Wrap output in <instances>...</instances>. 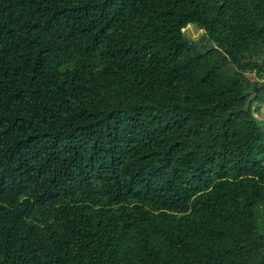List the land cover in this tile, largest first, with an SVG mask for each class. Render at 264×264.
Returning <instances> with one entry per match:
<instances>
[{"label":"trees","instance_id":"trees-1","mask_svg":"<svg viewBox=\"0 0 264 264\" xmlns=\"http://www.w3.org/2000/svg\"><path fill=\"white\" fill-rule=\"evenodd\" d=\"M263 75L264 0H0V264H264Z\"/></svg>","mask_w":264,"mask_h":264},{"label":"rangeland","instance_id":"rangeland-1","mask_svg":"<svg viewBox=\"0 0 264 264\" xmlns=\"http://www.w3.org/2000/svg\"><path fill=\"white\" fill-rule=\"evenodd\" d=\"M202 34H203L202 31H199V30L193 28V26H189V27L186 29V31H185V35H187L189 38L194 39V40H198V39L201 37ZM256 78H258V77L256 76ZM261 82H264V75H263V77L261 78ZM260 109H261L260 112L256 111V116H257L262 122H264V105H263Z\"/></svg>","mask_w":264,"mask_h":264}]
</instances>
